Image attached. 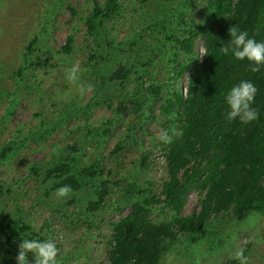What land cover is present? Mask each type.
Listing matches in <instances>:
<instances>
[{"label":"rangeland","instance_id":"374dc122","mask_svg":"<svg viewBox=\"0 0 264 264\" xmlns=\"http://www.w3.org/2000/svg\"><path fill=\"white\" fill-rule=\"evenodd\" d=\"M120 1L123 9L106 22V29L112 46L118 47L121 41L123 48L119 46L117 53L109 57L110 63L104 65L113 69L117 63L131 62L136 56L141 60L153 56L161 59L156 63V70L161 74L168 60L181 63L173 44L183 37V14L191 0ZM91 5L92 0H0V148L12 139L19 145L0 161L3 191L0 217L16 213L23 216L31 223L32 231L56 244L58 264H107L104 240L109 233L108 225L131 209L130 205L123 204L121 187L152 181L158 194L163 177L164 163L158 149L149 157V170L135 173L138 155L144 148L152 149L162 125L154 116L136 117L138 112L131 113L129 104L123 103L122 98L108 96L105 100H109L113 110L117 107L118 118L101 98L103 91L92 76L100 66L93 69L94 61H87L88 53L94 49L84 24ZM207 6L206 0H194L186 22H199ZM139 29L143 32L141 38L136 36L137 43L131 44L129 39ZM167 34L175 37L166 39ZM67 35L73 39L70 53L63 49ZM196 51L199 60L203 55L200 39L196 42ZM24 54L30 66L23 62ZM73 63L81 69L79 83L91 86L83 94L65 80V69ZM22 65L25 68L18 76L16 71ZM89 71L92 72L88 74ZM178 81L183 90L186 78L182 75ZM115 94L121 95L119 91ZM90 100L91 105L95 101L97 104L89 112L70 109L78 101L82 104ZM157 107L155 102L154 114L158 113ZM114 115L120 122L107 135L104 132L110 127L107 119ZM128 124L132 136L127 137L125 125ZM52 127L54 130H50ZM42 129L50 130L45 137L40 135ZM120 139L123 148L110 156V149ZM68 145L77 149L73 157L79 165L103 157L105 174L110 168V175L104 176L108 179L109 197L94 212L86 208L88 199L93 198L89 185L65 198H56L54 191L44 193L45 184L52 181L43 182L42 171L58 158H65ZM36 166L39 168L34 175L32 169ZM196 200L197 194L190 190L179 213L184 215L195 210ZM170 213L160 211L155 205L150 217L154 221L167 220ZM207 226L210 230L203 234L201 230L195 241L186 235V240L178 236L176 241L167 242L168 251L158 264H221L232 259L231 253L236 249L244 251L250 264H264V212L249 213L238 221L229 211L213 216L205 229ZM6 247L0 239V264H16L17 252L7 256L3 252ZM27 259L32 264L31 253Z\"/></svg>","mask_w":264,"mask_h":264},{"label":"trees","instance_id":"16d2710c","mask_svg":"<svg viewBox=\"0 0 264 264\" xmlns=\"http://www.w3.org/2000/svg\"><path fill=\"white\" fill-rule=\"evenodd\" d=\"M193 1L188 2L185 17L183 14V37L173 44L182 62L177 64L168 60L167 68L161 74L156 70V63L161 59L153 56L145 60L136 56L131 62L117 63L113 69L104 65L110 63L109 57H113L124 43L120 41L118 47H113L106 29V22L123 9L120 0H92L91 9L84 18L85 33L94 46L87 61H94L93 69L100 66L92 76L103 91V102L113 110L109 100L105 99L108 96L122 98L123 103L129 104L131 113L138 112L136 117L148 119L154 116L162 125L161 131L175 133L171 143L164 144L157 139L152 149L144 148L138 155L135 173L149 170V157L158 149L164 162L160 192L154 191L152 181L121 187L123 204L130 205L131 209L108 225L109 233L104 240L107 264H132L133 260L134 264H158L168 251L167 242L176 241L178 236L186 240V235H190L192 241L197 240L201 230L202 234L210 230L205 226L213 216L230 211L240 221L249 213L264 212V66L252 72L248 61H236L218 49L229 39L228 29L234 25L247 30L255 39L264 40V0H206L205 16L199 22L187 23L185 18L190 14L189 6ZM69 9L75 13L74 8ZM142 33L140 29L134 32L130 43L135 45V37L141 38ZM173 37L175 34L166 35V39ZM198 38L204 47V56L200 60L194 47ZM72 40V36L67 35L63 45L66 53L72 51ZM25 56L23 62L30 66ZM25 65L17 69L18 76ZM182 74L183 78L187 76L184 94L182 83L178 81ZM241 79L251 80L257 87L252 106L258 111V119L249 124H241L238 120L229 122L225 118L228 109L224 95ZM118 91L119 97L115 94ZM155 102H158L157 114L153 113ZM91 103V100L82 104L78 101L77 106L70 109L89 112L97 101ZM116 108L113 114L118 116ZM118 118L114 115L107 119L110 126L104 129L107 135L112 132L111 127L120 122ZM125 128L126 136H132L129 124ZM47 131L42 129L40 135L45 137ZM123 145V140H118L110 149V156L119 152ZM18 147L13 139L5 143L0 148V161ZM66 149L65 158H58L42 171L43 182L52 181L45 184L44 193L48 195L63 184L71 185L73 192L89 185L93 198L88 199L86 208L94 212L109 197L108 179L104 176L110 175V168L105 174L103 157L79 165L73 157L78 153L75 146L68 145ZM38 168L34 167L32 174L35 175ZM190 190L197 194L196 209L181 215L180 209ZM2 193L0 186V197ZM155 205L162 212H171L167 220L151 219ZM32 228L31 223L18 213L0 217V239L7 246L4 254L18 252V243L24 238L46 239ZM221 264L237 262L229 259Z\"/></svg>","mask_w":264,"mask_h":264},{"label":"clouds","instance_id":"9594fccd","mask_svg":"<svg viewBox=\"0 0 264 264\" xmlns=\"http://www.w3.org/2000/svg\"><path fill=\"white\" fill-rule=\"evenodd\" d=\"M229 39L221 43L218 47L219 52L224 56H231L236 61H248L250 71L257 72L264 66V40H257L250 36L247 30H241L236 25L228 29ZM200 39V48L204 56V47ZM196 39V42L197 40ZM196 42L194 44L196 51ZM200 58V59H201ZM199 59V60H200ZM81 69L78 64L73 63L70 68L65 69V80L69 84L75 85L81 94L90 90V85L84 87L79 83ZM183 75V74H182ZM184 78L187 79L185 75ZM186 92L185 86L182 93ZM257 93L256 85L247 79H241L238 83L233 84L224 95V102L227 105L226 119L231 122L238 120L241 124H249L258 119V111L253 107L254 98ZM174 131L170 134L169 130H163L159 133L157 139L169 144L172 142ZM164 163V162H163ZM163 171V167H162ZM73 193L69 184H63L54 190L56 198H65ZM58 249L52 240L24 238L18 243V252L15 257L16 264H29L27 254L32 255V264H58ZM231 258L237 264H249V257L245 255L242 249H236L231 253ZM134 264V260L132 261Z\"/></svg>","mask_w":264,"mask_h":264}]
</instances>
